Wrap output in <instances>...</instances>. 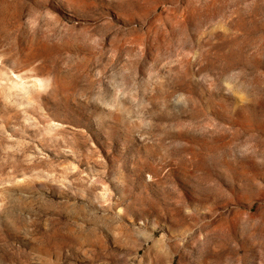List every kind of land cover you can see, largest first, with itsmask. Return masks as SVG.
I'll return each instance as SVG.
<instances>
[{
    "label": "rangeland",
    "instance_id": "374dc122",
    "mask_svg": "<svg viewBox=\"0 0 264 264\" xmlns=\"http://www.w3.org/2000/svg\"><path fill=\"white\" fill-rule=\"evenodd\" d=\"M0 264H264V0H0Z\"/></svg>",
    "mask_w": 264,
    "mask_h": 264
}]
</instances>
